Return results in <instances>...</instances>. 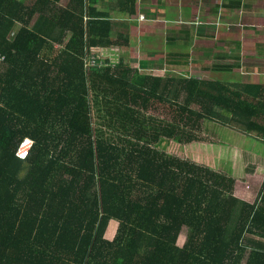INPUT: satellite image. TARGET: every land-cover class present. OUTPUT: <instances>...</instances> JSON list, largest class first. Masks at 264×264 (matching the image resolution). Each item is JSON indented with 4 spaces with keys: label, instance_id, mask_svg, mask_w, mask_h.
I'll use <instances>...</instances> for the list:
<instances>
[{
    "label": "trees",
    "instance_id": "16d2710c",
    "mask_svg": "<svg viewBox=\"0 0 264 264\" xmlns=\"http://www.w3.org/2000/svg\"><path fill=\"white\" fill-rule=\"evenodd\" d=\"M60 3L0 0V264H264V180L249 202L234 177L159 147L213 142L206 120L264 143V76L85 68L118 44L113 23L96 0Z\"/></svg>",
    "mask_w": 264,
    "mask_h": 264
},
{
    "label": "crops",
    "instance_id": "0c3cea01",
    "mask_svg": "<svg viewBox=\"0 0 264 264\" xmlns=\"http://www.w3.org/2000/svg\"><path fill=\"white\" fill-rule=\"evenodd\" d=\"M135 1L130 14L124 0H96L118 43L92 47L97 57L161 77L249 84L264 76V0Z\"/></svg>",
    "mask_w": 264,
    "mask_h": 264
},
{
    "label": "rangeland",
    "instance_id": "374dc122",
    "mask_svg": "<svg viewBox=\"0 0 264 264\" xmlns=\"http://www.w3.org/2000/svg\"><path fill=\"white\" fill-rule=\"evenodd\" d=\"M264 69V63L260 65ZM203 132L213 142L183 145L163 140L159 147L197 164L207 165L236 179L235 194L253 202L264 180V143L256 133L244 134L216 121L206 120ZM114 227V228H113ZM116 225L110 226V231ZM185 235H181L180 243Z\"/></svg>",
    "mask_w": 264,
    "mask_h": 264
},
{
    "label": "built area",
    "instance_id": "2783aa9c",
    "mask_svg": "<svg viewBox=\"0 0 264 264\" xmlns=\"http://www.w3.org/2000/svg\"><path fill=\"white\" fill-rule=\"evenodd\" d=\"M87 52V55L85 56V68H91V67H96V66H102L103 62L102 61H97L98 57L95 55L94 51L92 48H90ZM4 60V56L0 54V61ZM32 144V141L29 139H26L22 142L20 145L17 155L20 158H25L28 154L29 148Z\"/></svg>",
    "mask_w": 264,
    "mask_h": 264
}]
</instances>
